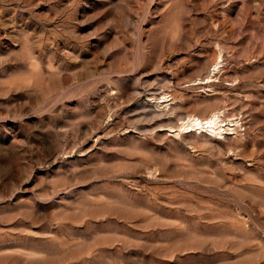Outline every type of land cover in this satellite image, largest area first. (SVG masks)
<instances>
[{
	"label": "rangeland",
	"instance_id": "obj_1",
	"mask_svg": "<svg viewBox=\"0 0 264 264\" xmlns=\"http://www.w3.org/2000/svg\"><path fill=\"white\" fill-rule=\"evenodd\" d=\"M0 264H264V0H0Z\"/></svg>",
	"mask_w": 264,
	"mask_h": 264
},
{
	"label": "bare ground",
	"instance_id": "obj_2",
	"mask_svg": "<svg viewBox=\"0 0 264 264\" xmlns=\"http://www.w3.org/2000/svg\"><path fill=\"white\" fill-rule=\"evenodd\" d=\"M219 116H218V114L217 113H214L213 115H210V117H205V118H201L200 116H198V115H193V116H189L187 119H186V124L187 125H193L194 123H196V125L198 124V125H200V128H201V126H204L205 125V123H207V125L209 124V126H212L213 128H215L216 127V125L218 126V118ZM218 118V119H217ZM218 120V121H217ZM183 121V122H184ZM185 124V123H184ZM186 125V126H187ZM207 127V126H206ZM191 128V127H190ZM197 128V127H196ZM194 129V128H193ZM202 129H203V127H202ZM192 130V129H191ZM202 134H205V135H208L209 136V134L208 133H204L203 132V130H202V132H201Z\"/></svg>",
	"mask_w": 264,
	"mask_h": 264
}]
</instances>
